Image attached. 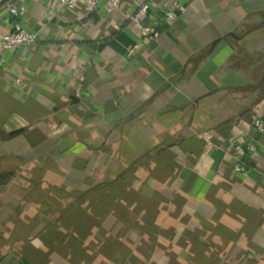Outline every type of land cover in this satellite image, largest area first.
<instances>
[{
	"label": "crops",
	"instance_id": "1",
	"mask_svg": "<svg viewBox=\"0 0 264 264\" xmlns=\"http://www.w3.org/2000/svg\"><path fill=\"white\" fill-rule=\"evenodd\" d=\"M14 19L35 40L0 50V264H264V0Z\"/></svg>",
	"mask_w": 264,
	"mask_h": 264
},
{
	"label": "built area",
	"instance_id": "2",
	"mask_svg": "<svg viewBox=\"0 0 264 264\" xmlns=\"http://www.w3.org/2000/svg\"><path fill=\"white\" fill-rule=\"evenodd\" d=\"M122 0H60V3L68 8H73L78 4L83 5L87 10H92L97 6H101L105 11L111 12ZM148 5L144 2L137 3V9L132 15V19L139 23L140 18L143 14L147 13ZM183 10L181 5L175 4V9L171 10L166 13L164 18V22H169L173 20L178 11ZM9 12L16 16L18 14L17 8L12 6L9 8ZM158 24L154 25H141V34L143 36H148L151 38H157L160 32L157 30ZM11 30L3 33L0 35V50L11 49L15 47H19L22 45L31 44L35 40V33L28 30L26 27L22 26L16 19L11 23ZM138 45L133 44L127 50V55L131 56L138 51ZM254 127L258 130L263 132L264 131V122L260 119H255L253 121ZM233 154L235 157L241 161V159L248 153L254 151V146L242 145L241 143H235L232 146ZM234 169L236 171H244L245 167L240 163H236L234 165Z\"/></svg>",
	"mask_w": 264,
	"mask_h": 264
},
{
	"label": "trees",
	"instance_id": "3",
	"mask_svg": "<svg viewBox=\"0 0 264 264\" xmlns=\"http://www.w3.org/2000/svg\"><path fill=\"white\" fill-rule=\"evenodd\" d=\"M7 176H4V175H2V176H0V183L1 184H3V183H5V181L7 180Z\"/></svg>",
	"mask_w": 264,
	"mask_h": 264
},
{
	"label": "water",
	"instance_id": "4",
	"mask_svg": "<svg viewBox=\"0 0 264 264\" xmlns=\"http://www.w3.org/2000/svg\"><path fill=\"white\" fill-rule=\"evenodd\" d=\"M8 0H0V6H2L3 4H5Z\"/></svg>",
	"mask_w": 264,
	"mask_h": 264
}]
</instances>
